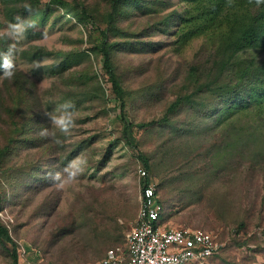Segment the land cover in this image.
Instances as JSON below:
<instances>
[{
    "label": "rangeland",
    "instance_id": "rangeland-1",
    "mask_svg": "<svg viewBox=\"0 0 264 264\" xmlns=\"http://www.w3.org/2000/svg\"><path fill=\"white\" fill-rule=\"evenodd\" d=\"M70 1L80 7L84 3L90 5L102 30L108 25L109 0ZM7 2L9 0H0V38L7 35L9 23L31 25L18 43L8 39L17 48L16 66L35 83L36 95L31 96V101L34 103L37 97L35 103L42 128L51 127L62 140V144L57 145L51 137H46L47 142L55 146V149L52 146L55 154L47 165L61 170L79 158L88 160L83 173L62 187L48 180L35 190L12 194L10 183L22 177L19 164L27 148L21 145V139L40 132L37 128L30 133L19 132L6 112L23 113L25 102L11 103L10 95H0V131L10 129L15 137L12 145L16 147L9 162L0 165V193L6 194L0 218L17 243L19 264H96L109 248L122 245L126 233L135 225L144 179L158 190L165 223L209 230L223 243L216 255L193 264H227L226 260H233L235 264H264L263 159L249 166L247 158L240 163L233 152L236 148L223 147L221 140L214 138L213 132L219 131L221 124L213 118L201 129L185 135L178 127V120H184L185 114L177 116V124L157 128L134 124L137 147L128 144L124 137L126 123L147 122L163 113L167 95H175L174 91L181 89L184 83L186 65L193 62L197 54L201 56L207 51L204 35L180 47L172 36L177 23L167 34L151 33L146 27L152 17L161 20L174 9L184 12L185 2L156 1L152 3L155 10H150L148 16L128 7L131 16L117 18L116 25L108 30L111 32L109 41L119 43L114 48V56L121 64L117 71L121 74V70L126 69L131 93L125 96L124 115L122 103L103 69V58L92 50L100 36L98 28L80 21L51 0H38L36 4L39 13H43L41 17L47 15L41 28L39 23H32L30 16L15 22L17 15L15 18L5 15ZM63 14L64 18L60 16ZM58 17L60 19L55 22ZM147 33L150 35L146 39L160 40V47L142 48V43L136 44L134 40ZM169 39V43H163ZM126 43L132 45L126 49ZM31 44L46 47L53 53L40 57L32 55L30 60L20 57L22 50ZM70 51L76 58L61 72L58 66L61 55ZM255 53L258 62H264V50H255ZM79 74L84 77L78 79ZM3 78L0 75L2 88ZM155 88L157 92L154 93ZM156 97H160L159 101L154 100ZM65 100H72L76 105L75 123L68 133H61L50 125L46 112H55ZM235 109H240V105ZM258 124L256 121L253 126L260 128ZM3 139L1 133L0 149L6 144ZM40 144L42 140L35 146ZM208 147L212 158L205 153ZM73 151L75 155L69 158ZM143 157L148 158L150 169L144 165ZM213 161L222 166V175L217 176L213 171ZM141 168L145 175L139 172ZM43 169L45 172L46 164ZM47 193L54 198L52 209L39 214L38 201ZM88 211L91 213L86 218L84 215ZM74 221H78L77 225L71 229ZM0 264H12L10 254L1 245Z\"/></svg>",
    "mask_w": 264,
    "mask_h": 264
},
{
    "label": "trees",
    "instance_id": "trees-1",
    "mask_svg": "<svg viewBox=\"0 0 264 264\" xmlns=\"http://www.w3.org/2000/svg\"><path fill=\"white\" fill-rule=\"evenodd\" d=\"M156 1L161 0H109L108 25L102 30L96 23L93 13H91L90 5L84 3L80 7L70 0H51V2L59 4L66 12L75 15L80 21L92 23L94 28H98L100 31V36L97 38L92 50L103 58V69L109 75L117 99L122 103V113L125 108V96L131 95V93L126 80V69H122L121 74L117 71L121 68V64L117 62L114 56V48L119 43L109 41L111 32L108 30L116 25L117 18L125 19L131 16L132 13L128 11V7L139 9L144 15L148 16L150 10H155L152 3L154 4ZM182 1L186 5L184 12L174 9L164 15L161 20L152 17L151 20L147 21L146 27L151 33L161 32L167 34L172 25L177 23L172 36L176 37L175 41L180 47L195 37L204 35V47L207 51L202 54L203 56L197 54L193 62L186 65L184 83L181 89H176L174 91V93L177 92L175 95H167L163 113L158 118L143 123L130 121V123L125 124L123 132L126 142L138 146L132 129L134 124H138L140 127L153 125L157 128L159 125L177 124L175 123L177 116L180 117L185 114L184 120H178L180 133L185 135L186 132H195L201 129L208 122V119L213 118L220 121L221 124L219 131L213 132L214 138L217 137L221 140V146L223 147L227 145L228 147H226L229 149L231 146L236 148V151L233 152L239 157L237 160L240 163L244 158L249 161L248 166L260 159L264 160V62H258L255 53V50H264V3H257V0ZM37 3L38 0H9L5 15L8 17L17 15L16 18L14 17L15 22L30 16L32 23L34 25L39 23V28H41L47 15L41 17L43 13H39V10L36 9ZM25 5H29L30 8H26ZM74 5L75 8H73ZM159 15L156 14V16ZM60 16L64 18V14ZM58 19L60 17L55 22H58ZM29 32L27 30V33ZM113 35L115 34L113 33ZM147 35H150V33L134 41H137L136 44L142 43V48L147 46L160 47V40H148L146 39ZM171 39L163 43L167 44ZM131 45V43H126L124 48L127 49ZM10 46L12 45L7 35L0 38V52L7 51ZM47 53L51 54L53 52L41 45L31 44L30 47L28 46L22 50L20 57L30 60L32 55L33 57L34 55L40 57ZM82 53L86 52L83 51ZM75 55L72 51L66 54L63 52L60 63H58L61 72L67 69L69 62L76 58ZM14 72L12 79L3 78V88L0 85V95H10L11 103L13 101H23L26 107L21 114H11L10 112H6V114L14 121L15 128L19 129V132L26 131L30 133L36 128L40 132L43 124L40 122V111L35 103L37 97L34 98V103L31 101V96L36 95L34 94L35 83L16 64ZM83 77V74L77 76L78 79ZM157 83L158 81H156ZM155 92H157V88L154 89ZM159 98L156 97L154 100L157 101ZM238 104L240 109H235ZM256 121L261 125L260 128L253 126ZM260 129L262 134L257 133V130ZM4 130L5 132L0 131V134L2 133V137L6 140V144L0 149V165L9 162V157L14 155L16 148L12 145L15 140L12 131L10 129ZM65 136L67 137V135ZM41 140L42 144L38 147L35 146ZM21 141V145L27 146V148L23 150L26 153L21 159L22 163L19 164L22 177L20 179L17 177V181L10 183L12 194L15 192L17 194L26 193L33 188L35 190V187L43 185L49 180L48 173L50 171H58L52 165H47L52 160V154H55L54 143L52 145L51 142H47L46 137H42L40 134L29 135L28 138L21 139ZM47 152L50 153L47 155ZM75 153L73 151L68 157L72 158ZM205 153L212 158L213 153H211L209 147ZM143 162L148 169L151 168L148 158L143 157ZM213 163H215L213 164V171L216 172L217 176L222 175L220 173L222 166H217L216 161H213ZM43 164H46L45 172ZM144 182L145 185L150 184L148 179H145ZM155 190L158 194L157 188ZM5 198V192L3 196L0 193V211ZM42 198L37 204L39 214H44L47 210L52 209L54 203V198L50 193ZM158 202H160L159 197ZM89 212L91 213V211L84 212L86 218H88ZM162 217H164V210H162ZM77 222L72 223L71 229L75 228ZM64 229L68 230L65 226ZM119 238L118 236L115 239ZM9 244L12 246L10 247ZM0 245L10 254L12 264H19L20 254L18 253L17 243L7 225L1 221V218ZM226 263L235 264V261L226 260Z\"/></svg>",
    "mask_w": 264,
    "mask_h": 264
},
{
    "label": "built area",
    "instance_id": "built-area-1",
    "mask_svg": "<svg viewBox=\"0 0 264 264\" xmlns=\"http://www.w3.org/2000/svg\"><path fill=\"white\" fill-rule=\"evenodd\" d=\"M139 172L146 174L142 168ZM137 214L125 242L109 248L96 264H193L223 247L209 230L165 223L152 184L143 185Z\"/></svg>",
    "mask_w": 264,
    "mask_h": 264
},
{
    "label": "clouds",
    "instance_id": "clouds-1",
    "mask_svg": "<svg viewBox=\"0 0 264 264\" xmlns=\"http://www.w3.org/2000/svg\"><path fill=\"white\" fill-rule=\"evenodd\" d=\"M257 3H264V0H257ZM25 7L30 8L29 5H25ZM28 27H31V25L25 22L9 23L7 36L12 41L18 43L24 38ZM16 52L17 48L15 44L10 46L7 51L0 52V75H3L5 78L12 79L14 77ZM37 67H39V65H37ZM75 110V103L72 100H65L58 105L55 112H46V115L49 117L51 126H54L55 129H58L61 133H68L75 123ZM39 134L42 137H51L53 142L57 145L62 144V140L51 127L41 128ZM87 164V158H79L70 162L61 170L50 171L48 173V179L62 187L65 183L76 180L79 175L83 173Z\"/></svg>",
    "mask_w": 264,
    "mask_h": 264
}]
</instances>
